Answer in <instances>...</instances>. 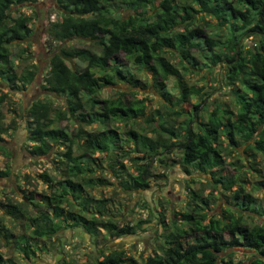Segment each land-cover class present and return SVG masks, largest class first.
I'll return each instance as SVG.
<instances>
[{
	"label": "trees",
	"instance_id": "trees-1",
	"mask_svg": "<svg viewBox=\"0 0 264 264\" xmlns=\"http://www.w3.org/2000/svg\"><path fill=\"white\" fill-rule=\"evenodd\" d=\"M35 1L37 0H0V78L13 86L18 82L23 86L30 85L35 72L25 71L19 76L14 69L10 45L28 39L31 35V19L23 14L13 18L10 11L14 7ZM111 1L113 0H68V12L47 29V44L52 56L45 78V90L57 96H65L66 112L72 116L78 114L82 124L92 125L98 122L103 130L86 134L82 144L84 153L80 157H73L72 140L65 131L52 128L51 105L37 101L26 110L30 125L29 140L33 142L30 154L43 156L51 151L52 144L68 143L64 156V184L57 183L60 188H56L49 196L40 195L39 201L32 199L30 205L42 208L36 217L28 218L26 209L21 205H2L8 216L23 217L32 224L30 237L6 235L8 239H14V243L26 257L31 253L29 240L50 239L63 228H80L91 238H96L102 232L112 238L134 236L140 228L139 225H117L111 220L104 221L91 214L87 208L92 199L85 194V188L94 185L89 174L94 173L93 166L98 160L93 156L117 149L115 144L118 135L107 129L110 122L136 123L145 114L142 101H129L123 94L115 99L95 100L102 89L117 83L131 86L138 83L112 57L114 53H124L133 65L152 71L161 79L158 85L164 90L162 82L170 76L178 75V70L164 57L165 53L178 55L181 65L186 68L184 62H197L194 52H207V59L213 65H223L224 81L234 96L235 115L227 109L216 107L210 112L206 122H199L197 126L189 128L188 124L198 118L196 112L203 104L202 101L200 105H194L195 114L183 128L175 129L166 122L160 125L159 130L153 129L156 139L138 134L131 128L127 135L147 160L156 158L160 152H166L167 155L176 152L178 160L174 161L175 164H180L185 169L193 167L199 172L210 173L215 182L226 186L231 184L229 178L222 175L215 177L216 171L222 166L223 153H231L242 143L249 144L248 149L251 151L264 155V0H161L155 14L145 19L114 16L108 7ZM127 4L134 10L144 11L149 6H154V0H129ZM197 16L202 19L208 17L230 31V41L223 44L227 45L224 47L229 48L232 54H228L226 48L219 47L222 44L219 40L205 36L201 27H194ZM245 34L258 37L259 42L252 51L243 55L241 46L238 48L239 42L235 39ZM74 38L97 42L101 46V54L68 50L53 44ZM68 62H74L75 67H70ZM179 90V103H187L191 96L201 94V89L187 87L182 82H179ZM162 95L167 96L168 93L164 90ZM4 100V96H0V107ZM93 106H98V113H80L85 108L92 111ZM58 114L63 116L65 113ZM2 117L0 112L1 133ZM151 120L149 118L147 122ZM179 136L181 140L178 139ZM253 137L256 139L252 142ZM120 146L118 148L122 149ZM172 148L176 150L171 151ZM167 160L161 158L158 162L165 164ZM110 168L117 175L112 165ZM148 168L149 164H146L137 170L136 175L122 181L124 191L148 188ZM120 169H123L122 165ZM6 175L7 173L0 174ZM44 177L47 183L53 182L48 175ZM53 187L55 186H51ZM68 197L79 202L81 209L78 212L64 211L61 207L69 202ZM196 197L199 198L197 195ZM239 198L236 193L233 199L236 201ZM252 201L250 195H244L237 206L246 205V208L253 209ZM202 203L204 204L203 201ZM103 205L104 202L101 203V209H104ZM203 210L205 209L198 207L191 213L183 214V224L169 226V233L163 235L165 247H162L161 255L154 254L138 263L126 258L123 251H112L102 254L99 264H122L126 261L130 264H218L221 254L237 247L253 251L259 256L251 264H264V226L250 227L241 221V217L231 214L227 218H210L206 221L207 215L202 213ZM191 238L195 240L189 242ZM7 263L0 255V264ZM220 263L237 264L230 256Z\"/></svg>",
	"mask_w": 264,
	"mask_h": 264
},
{
	"label": "rangeland",
	"instance_id": "rangeland-1",
	"mask_svg": "<svg viewBox=\"0 0 264 264\" xmlns=\"http://www.w3.org/2000/svg\"><path fill=\"white\" fill-rule=\"evenodd\" d=\"M67 1L37 0L14 7L10 11L13 18L23 14L31 19V35L28 39L10 45L14 69L19 76L25 71L35 72V76L32 83L26 86L21 82L13 86L0 78V96L5 98L0 107L3 116V132H0V174L7 173L6 176H0V255L4 261H8L7 264H99L102 254L123 251L126 258L139 263L154 254L161 255V249L165 247L163 235L169 233V226L183 224L182 215L191 213L198 207L205 209L202 213H206V221L210 218H227L231 214L241 217V221L250 227L264 226V155L248 149L249 144L241 143L231 153L222 154L223 163L220 170L216 171L215 177L224 175L231 180V184L223 186L215 182L210 173L199 172L193 167L185 169L180 164H175L174 161L178 160L176 152L167 155L165 164L159 163L158 158L147 160L127 135L133 128L138 134L156 139L157 135L153 133V129L159 130L160 125L166 122L179 130L195 114L194 105H200L202 101L203 104L196 112L198 118L191 127L199 122H206L210 112L216 107L227 109L235 115L234 96L224 81L223 65H213L207 59V52H194L197 62H184V68L178 55L165 53L164 57L178 70V75L170 76L162 82L164 90L168 93L163 96L164 90L158 85L161 82L159 77L149 69L133 65L124 53H114L112 57L129 73L128 76L138 83L136 86L117 83L102 89L95 100L115 99L119 94H123L129 101H142L145 114L136 123L110 122L107 129L118 135L115 144L117 149L93 156L98 159L93 166L94 173L89 174L94 185L86 187L85 194L92 199L87 205L91 214L104 221L111 220L117 225H139L137 234L112 238L102 232L96 238H91L80 228H63L50 239L29 240L31 253L28 257L18 249L14 239L6 237L7 234L30 237L33 228L28 219L8 216L2 205H21L26 209L27 217L34 218L42 208H35L29 203L33 200L39 201L40 195L49 196L56 188H60L57 183L65 181L64 156L68 143L52 144L51 151L43 156H33L29 152L33 142L29 140L30 125L26 110L32 103L42 101L51 105L52 128L65 131L72 140L73 157H80L84 153L82 144L86 134L103 130V126L98 122L92 125L82 124L78 114L72 116L66 112L65 96H57L44 88L52 56L47 44V29L51 23L59 22L68 12ZM160 1L154 0V6H149L144 11L134 10L127 4L129 0H113L108 3V7L117 17L145 19L155 14ZM197 17L194 27H201L205 36L219 40L222 43L219 47L226 48V52L232 54L229 48L224 47L227 45L223 44L230 41V31L208 17ZM181 27L179 26L183 30ZM235 40L239 42L238 48L241 46L243 55L252 51L259 42L258 37L246 34ZM53 44L55 47L86 50L97 55H100L102 50L95 41L77 38ZM68 65L75 67L74 62H68ZM179 82L187 87L201 89V94L191 96L187 103H179ZM98 109V106H93L92 111L85 108L80 113L94 114L98 113ZM58 113L65 114L62 116ZM149 118L152 120L147 122ZM178 139L181 140V137ZM255 139L256 137H253L252 142ZM119 146L122 149H119ZM87 156L90 157L89 154ZM146 164H149L150 172L148 188L124 191L122 181L136 175L137 170ZM110 165L117 175L113 173ZM121 165L123 169L119 170ZM44 175L51 177L53 182L47 183ZM240 189L242 191H239ZM236 193L240 198L235 201L233 198ZM244 195L253 198V209L246 208V205L237 206ZM68 198L69 202H65L61 207L64 211L78 212L81 209L79 202L74 201L72 197ZM101 201L104 202V209H101ZM193 240L195 239L191 238L188 241ZM229 256L237 264H251L259 258L253 251L237 247L221 254L218 264H222L220 261L227 260Z\"/></svg>",
	"mask_w": 264,
	"mask_h": 264
},
{
	"label": "flooded vegetation",
	"instance_id": "flooded-vegetation-1",
	"mask_svg": "<svg viewBox=\"0 0 264 264\" xmlns=\"http://www.w3.org/2000/svg\"><path fill=\"white\" fill-rule=\"evenodd\" d=\"M195 113V112H194ZM196 120H197V117L194 119V122H196ZM191 124L192 123H189L188 124V127L189 128H192L191 127ZM197 126V125H196ZM180 136H182V135H180ZM174 150H176L175 148H172L171 149V151H174ZM162 152H160V154L156 157V158H158V159H161V158H167L168 159V156H167V154H166V152H163L164 154H161ZM221 159H222V157H221ZM220 177V176H219ZM222 177H224V175H222Z\"/></svg>",
	"mask_w": 264,
	"mask_h": 264
}]
</instances>
